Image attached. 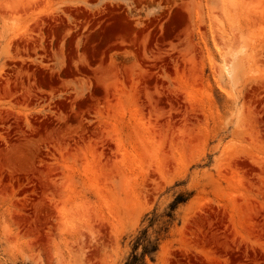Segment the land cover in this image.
<instances>
[{
    "label": "rangeland",
    "instance_id": "rangeland-1",
    "mask_svg": "<svg viewBox=\"0 0 264 264\" xmlns=\"http://www.w3.org/2000/svg\"><path fill=\"white\" fill-rule=\"evenodd\" d=\"M131 262L264 264V0H0V264Z\"/></svg>",
    "mask_w": 264,
    "mask_h": 264
},
{
    "label": "trees",
    "instance_id": "trees-1",
    "mask_svg": "<svg viewBox=\"0 0 264 264\" xmlns=\"http://www.w3.org/2000/svg\"><path fill=\"white\" fill-rule=\"evenodd\" d=\"M144 248H145V250H146V249L148 248V246H145ZM129 264H133V263L131 262V263H129Z\"/></svg>",
    "mask_w": 264,
    "mask_h": 264
}]
</instances>
